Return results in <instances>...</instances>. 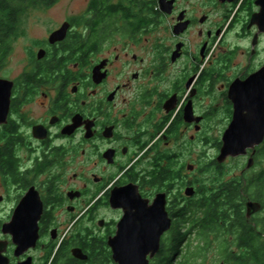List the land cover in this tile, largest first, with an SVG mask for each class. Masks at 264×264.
<instances>
[{
  "label": "flooded vegetation",
  "instance_id": "obj_1",
  "mask_svg": "<svg viewBox=\"0 0 264 264\" xmlns=\"http://www.w3.org/2000/svg\"><path fill=\"white\" fill-rule=\"evenodd\" d=\"M57 1L29 0L0 37V78L12 82L0 120V264H177L197 230L206 250L208 220L182 193L191 179L177 187L176 148L205 140L221 106L231 121V84L264 68L257 0H87L42 36L21 22ZM262 153L264 142L231 179L206 167L220 182L198 193L224 198L229 183H253ZM162 168L170 179L160 182ZM161 192L170 224L160 234L151 212Z\"/></svg>",
  "mask_w": 264,
  "mask_h": 264
},
{
  "label": "rangeland",
  "instance_id": "obj_2",
  "mask_svg": "<svg viewBox=\"0 0 264 264\" xmlns=\"http://www.w3.org/2000/svg\"><path fill=\"white\" fill-rule=\"evenodd\" d=\"M19 0H15V5H17ZM27 6V5H23ZM21 6V7H23ZM87 8V0H58L57 3L53 6L52 12L50 14H40L42 17L38 18L33 11H26L23 13L20 18L23 25L25 22L31 23V25L26 24V28L33 35H44L50 30L51 27L55 24L56 21H62L65 16L70 14L71 12L84 11ZM28 12V13H27ZM31 14H35L34 16H30ZM31 17V18H30ZM34 21V22H33ZM29 36L22 37L20 43H25V38ZM234 37L231 35L230 44L233 45ZM15 61H8L4 67V71H11V74L14 71ZM217 101V100H214ZM222 106L216 110L212 111V114L205 125V140H196L192 141V143L188 142V145L185 148H179L177 146L176 150L178 155L175 159L174 167H176L179 171L176 173V179L178 178L177 187L181 189L182 185L179 182V178L182 175H186L188 179H191L192 185L197 188V193L192 196L191 200L192 204V213L196 216L197 221H202V218L205 214L202 212V209L199 206H193L194 203H198V200L204 196V194H200L198 192L205 193L210 185L215 184L217 181L214 180L216 176L220 178V174L215 172V170H210L206 167H213V162H217V157L220 154L221 146H222V133L229 126V119L227 114V110H221ZM211 111V110H210ZM221 116L223 119L221 120ZM231 122V121H230ZM209 139L206 141V138ZM221 143V144H220ZM249 155V154H248ZM262 157L259 162L256 163V166L249 171L258 172L261 168L264 167V153H262ZM248 157L240 156L228 159L226 162L220 164L221 166H225V175L222 173L225 179H231L233 177H237L243 169H247ZM189 164H193L195 166L194 170L187 169ZM237 175V176H236ZM204 185V186H203ZM187 188V187H186ZM182 190V193L185 194V189ZM204 190V191H203ZM179 194V190L177 191ZM247 208L245 206L244 214L246 215ZM264 217V209L258 213L255 217L251 218L250 221L254 222L255 219H261ZM207 249L204 250V241L199 237L198 230L196 232L193 231L192 237L187 246V250L182 254V258L179 260L187 261L189 264H219L221 260L227 261V264H234L230 259L231 253H237L239 248L238 244V235L233 232H229L223 227V229H218L217 231H207Z\"/></svg>",
  "mask_w": 264,
  "mask_h": 264
},
{
  "label": "water",
  "instance_id": "obj_3",
  "mask_svg": "<svg viewBox=\"0 0 264 264\" xmlns=\"http://www.w3.org/2000/svg\"><path fill=\"white\" fill-rule=\"evenodd\" d=\"M256 4L260 6V11L252 16L251 25L258 24L264 31V0H257ZM67 29L68 24L66 23L52 34V38H64ZM11 87L12 82L0 78V120L6 118ZM229 98L234 104L233 118L224 132L217 162L222 164L229 157L246 156L251 149L253 152L247 164V168H251L254 165L253 156L256 153V147L264 142V68L250 75L244 82L234 81L229 89ZM194 168L193 164L188 165V169L193 170ZM195 193L194 186H188L185 189L187 196H194ZM166 203L167 194L159 193L151 212V221L160 224V229L157 228L160 234L167 230L170 224ZM246 208V215L250 218L262 210L263 204L260 201L249 199L246 202ZM143 219L146 221L147 217Z\"/></svg>",
  "mask_w": 264,
  "mask_h": 264
},
{
  "label": "trees",
  "instance_id": "obj_4",
  "mask_svg": "<svg viewBox=\"0 0 264 264\" xmlns=\"http://www.w3.org/2000/svg\"><path fill=\"white\" fill-rule=\"evenodd\" d=\"M28 2L29 0H19L14 9L8 0H0V37L4 33L7 35L10 31L14 11L16 10L17 15L20 14L22 10L19 8L24 4L28 5ZM4 56V53L0 51V62ZM213 165L219 166L216 161ZM158 178L160 182L169 180L170 172L162 168ZM224 190L228 192L224 198H220V193L214 194L212 198L202 196L193 206H199L202 209L208 220L209 231H217L225 227L227 231L238 235L239 251L229 255L234 264H264V217L251 222L244 214L247 199L261 201L264 204V170L256 175L253 183L252 180L247 181L246 184L242 181L238 184L229 183ZM229 210L235 212H229ZM177 264L189 263L181 261Z\"/></svg>",
  "mask_w": 264,
  "mask_h": 264
}]
</instances>
